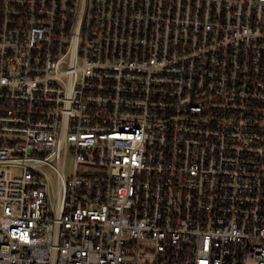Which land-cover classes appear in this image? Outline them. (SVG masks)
I'll return each instance as SVG.
<instances>
[{
	"label": "built area",
	"instance_id": "built-area-1",
	"mask_svg": "<svg viewBox=\"0 0 264 264\" xmlns=\"http://www.w3.org/2000/svg\"><path fill=\"white\" fill-rule=\"evenodd\" d=\"M0 264H264V0H0Z\"/></svg>",
	"mask_w": 264,
	"mask_h": 264
}]
</instances>
